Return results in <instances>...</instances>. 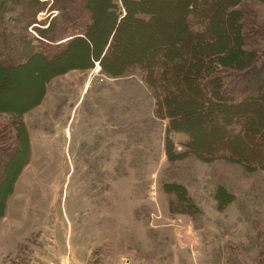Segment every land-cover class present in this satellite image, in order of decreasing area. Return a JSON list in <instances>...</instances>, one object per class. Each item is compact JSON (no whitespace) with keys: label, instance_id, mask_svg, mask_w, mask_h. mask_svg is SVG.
I'll list each match as a JSON object with an SVG mask.
<instances>
[{"label":"rangeland","instance_id":"1","mask_svg":"<svg viewBox=\"0 0 264 264\" xmlns=\"http://www.w3.org/2000/svg\"><path fill=\"white\" fill-rule=\"evenodd\" d=\"M103 1L90 5L107 29L114 18L99 13ZM74 2L78 18L84 1ZM179 2L147 0L158 16L147 25L127 19L107 69L102 55L93 67L55 76L41 102L23 111L32 89L41 90L44 61L3 66L26 59L39 31L25 29L17 13L32 0H0V37L25 36L30 46L0 54V264H264V171L204 161L185 146L187 134L170 130L141 69L110 75L145 54L146 44L175 39ZM199 2L203 15L213 9L212 0ZM236 8L264 24V3L242 0ZM197 21L191 15L190 27Z\"/></svg>","mask_w":264,"mask_h":264},{"label":"trees","instance_id":"2","mask_svg":"<svg viewBox=\"0 0 264 264\" xmlns=\"http://www.w3.org/2000/svg\"><path fill=\"white\" fill-rule=\"evenodd\" d=\"M47 1L32 0L28 8H17L24 28L32 26L39 33L32 38V53L26 59L3 67L25 69L30 59H43L46 66L43 74L59 73L72 67H93V59H99L102 47L113 32L102 59L101 68L105 70L106 61L119 56L120 29L127 19L132 25L134 22L147 25L151 17L158 16L159 10L151 3L145 4L147 0H104L106 4L99 6V13L111 14L114 18L112 25L105 29L102 24L97 26V13L93 11V4L90 5L91 0H82L81 9L84 13L87 11L83 25L75 21L82 20L84 13L80 12L78 18L73 16V12L79 10L75 0H62L64 4L59 0ZM241 1L212 0L213 9L203 15L201 10L195 9L199 0H180L184 8L173 16L178 18L179 24L175 39L160 40L151 46L146 44L149 48L145 54L131 57L121 70L110 75L118 77L130 66L141 69L157 103L165 108V111L162 108L164 115L160 113L169 119L170 130L187 134L185 146L204 161L224 159L248 172L264 171V24L250 20L251 10L236 8ZM258 1L264 3V0ZM35 3L43 6L41 10ZM122 8L126 9V14L117 22ZM42 11H46V17L37 19ZM191 15L198 20L196 29L190 27ZM7 36V40L0 37L1 55H10L17 46L30 47L25 36L12 33ZM34 40L44 45V49L41 45L36 47ZM59 45L64 49L55 51ZM76 47H80V51ZM30 51L29 48L24 54L27 56ZM74 60L78 63L70 62ZM29 107L32 105L23 111ZM188 119L196 120V127L193 128ZM199 134L207 138L204 146L197 144Z\"/></svg>","mask_w":264,"mask_h":264},{"label":"crops","instance_id":"3","mask_svg":"<svg viewBox=\"0 0 264 264\" xmlns=\"http://www.w3.org/2000/svg\"><path fill=\"white\" fill-rule=\"evenodd\" d=\"M43 12L44 11L39 12V14H41ZM112 35H113V33L109 36L106 44L102 47L100 56H102V55H104L106 53V50L108 48V44H109V41H110ZM78 36L83 37L82 35H78ZM69 38H71V37H69ZM64 40H61V41H64ZM90 47L92 48V46H90ZM93 61L95 62V59H93ZM97 62H99V61L97 60ZM76 69H79V67H72V68H69L67 70H64L63 72H59V73L52 72V74H41L40 75V79H39L41 81V90L40 91H37L35 89H32V107L38 105L41 102V100L43 99V97H44V95L46 93L45 86H46L47 82L49 81V79H52L53 77H55L57 75L63 74L65 72H68L69 70H76ZM38 74H39L38 71L35 72V75H38Z\"/></svg>","mask_w":264,"mask_h":264},{"label":"built area","instance_id":"4","mask_svg":"<svg viewBox=\"0 0 264 264\" xmlns=\"http://www.w3.org/2000/svg\"><path fill=\"white\" fill-rule=\"evenodd\" d=\"M34 34H36V33L34 32Z\"/></svg>","mask_w":264,"mask_h":264}]
</instances>
